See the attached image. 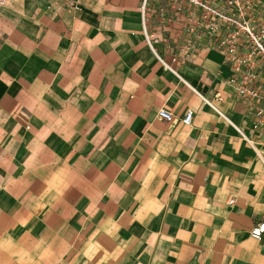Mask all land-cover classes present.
I'll list each match as a JSON object with an SVG mask.
<instances>
[{"label":"crops","instance_id":"crops-1","mask_svg":"<svg viewBox=\"0 0 264 264\" xmlns=\"http://www.w3.org/2000/svg\"><path fill=\"white\" fill-rule=\"evenodd\" d=\"M212 40L178 0H0V264H264V138Z\"/></svg>","mask_w":264,"mask_h":264},{"label":"built area","instance_id":"built-area-1","mask_svg":"<svg viewBox=\"0 0 264 264\" xmlns=\"http://www.w3.org/2000/svg\"><path fill=\"white\" fill-rule=\"evenodd\" d=\"M178 1L201 11L204 19L209 22L211 34L215 36L210 45L224 56L232 70L228 84L254 111L256 121L253 130L264 138V18L253 20L249 17L246 5L250 0H230L225 7L213 5L207 0ZM146 2L143 0V7ZM218 98L221 99L219 95ZM209 105L218 111L215 104ZM158 117L165 121L172 120V115L163 109L158 112ZM193 118L194 113L188 111L182 122L185 126H191ZM238 131L264 162L262 151L258 149L259 143L240 129ZM260 144L264 150V139ZM250 235L260 241L264 236V221L255 225Z\"/></svg>","mask_w":264,"mask_h":264}]
</instances>
